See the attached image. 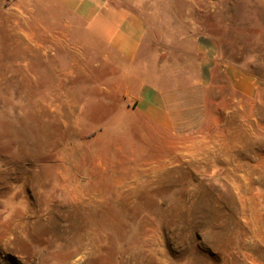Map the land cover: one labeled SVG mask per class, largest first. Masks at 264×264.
<instances>
[{
    "label": "rangeland",
    "instance_id": "rangeland-1",
    "mask_svg": "<svg viewBox=\"0 0 264 264\" xmlns=\"http://www.w3.org/2000/svg\"><path fill=\"white\" fill-rule=\"evenodd\" d=\"M113 1L264 85V0ZM122 70L57 2L0 0V263L264 264L253 101L211 89L204 125L161 130Z\"/></svg>",
    "mask_w": 264,
    "mask_h": 264
},
{
    "label": "crops",
    "instance_id": "crops-1",
    "mask_svg": "<svg viewBox=\"0 0 264 264\" xmlns=\"http://www.w3.org/2000/svg\"><path fill=\"white\" fill-rule=\"evenodd\" d=\"M51 1L82 20L87 35L120 58L129 83L137 82L135 110L154 128L194 130L198 127L195 122L204 125L211 102L210 90L218 91L214 99L217 105L225 98L223 88L227 85L234 103L242 98L253 101V122L264 131V85L247 65L224 60L214 39L204 35L197 40L192 35L187 40L184 35L180 41L156 37L163 25L153 26L141 8L117 5L113 0ZM150 52L153 60L147 57ZM179 77L185 83L174 90V81Z\"/></svg>",
    "mask_w": 264,
    "mask_h": 264
},
{
    "label": "water",
    "instance_id": "water-1",
    "mask_svg": "<svg viewBox=\"0 0 264 264\" xmlns=\"http://www.w3.org/2000/svg\"><path fill=\"white\" fill-rule=\"evenodd\" d=\"M1 264V263H0ZM4 264H15V263H13V262H7V263H4Z\"/></svg>",
    "mask_w": 264,
    "mask_h": 264
}]
</instances>
